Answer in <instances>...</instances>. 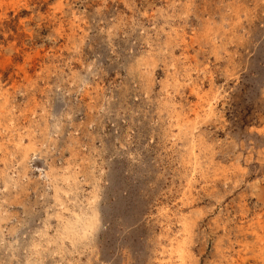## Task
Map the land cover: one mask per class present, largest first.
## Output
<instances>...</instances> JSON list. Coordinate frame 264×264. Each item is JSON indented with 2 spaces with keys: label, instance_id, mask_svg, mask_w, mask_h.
Masks as SVG:
<instances>
[{
  "label": "rangeland",
  "instance_id": "rangeland-1",
  "mask_svg": "<svg viewBox=\"0 0 264 264\" xmlns=\"http://www.w3.org/2000/svg\"><path fill=\"white\" fill-rule=\"evenodd\" d=\"M181 245L264 264V0H0V264Z\"/></svg>",
  "mask_w": 264,
  "mask_h": 264
},
{
  "label": "bare ground",
  "instance_id": "bare-ground-1",
  "mask_svg": "<svg viewBox=\"0 0 264 264\" xmlns=\"http://www.w3.org/2000/svg\"><path fill=\"white\" fill-rule=\"evenodd\" d=\"M192 82V81H191ZM200 84V83H199ZM199 84L196 82V83H193L192 84V90L198 95V97L199 98H202L203 97V89L199 86ZM206 100H207V98H206ZM210 102V101H209ZM208 103V102H207ZM195 104H197V102L195 103ZM209 104V103H208ZM211 106H210V108H211V110L213 109V106H212V104H210ZM197 106V105H196ZM215 106V105H214ZM204 109V108H203ZM198 110H200V109H198ZM197 110V111H198ZM210 110V109H209ZM214 110V109H213ZM207 111V110H206ZM209 112H211V111H209ZM212 113V112H211ZM196 115V114H195ZM260 222V221H259ZM86 225V228L88 229H90V226H92V223L91 222H89V223H86L85 224ZM184 225V224H183ZM186 229V228H185ZM184 242V241H183ZM185 243V242H184ZM182 244V243H181ZM184 245V244H183ZM183 245H181V247H182V249L184 248V246ZM180 247V248H181ZM177 250V249H176ZM177 253L179 254V257H181L182 259V263L181 264H185V259H186V257L184 256V253H186L185 252V249H183V251H179L178 252V250H177ZM188 254V253H187ZM186 254V255H187ZM189 257H190V255H189Z\"/></svg>",
  "mask_w": 264,
  "mask_h": 264
}]
</instances>
